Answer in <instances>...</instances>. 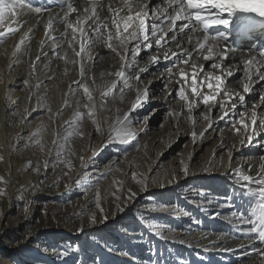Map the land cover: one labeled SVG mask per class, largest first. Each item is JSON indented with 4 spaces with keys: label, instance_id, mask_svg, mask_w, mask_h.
<instances>
[{
    "label": "snow or ice",
    "instance_id": "snow-or-ice-1",
    "mask_svg": "<svg viewBox=\"0 0 264 264\" xmlns=\"http://www.w3.org/2000/svg\"><path fill=\"white\" fill-rule=\"evenodd\" d=\"M53 8H59L63 15L60 12L54 14ZM26 10L40 15L48 13L44 27L47 39L40 41L41 51L35 60L30 62L29 76L35 74L37 62L42 57H48V52L43 51L45 45L51 49L55 59L64 62L65 74L69 71L68 65L78 67L79 79L72 81L76 88L72 89L71 85L69 87L71 95H75L77 91L81 95L76 102L77 111L73 114L75 119L65 122L74 123L77 127L64 137V144L54 139L52 141L54 149L48 150L50 154L55 152L56 163L65 164L68 168L63 175L71 179L73 165L72 161L67 159L69 152L67 143L72 135L84 136V133L79 131V123L85 117L91 121L94 130L102 137L100 144L90 149L91 155L87 160L83 155L79 156L80 167L84 171L79 174V178L73 184H66V189H71L74 185L86 195L89 190L97 186L101 178L112 171L117 160H111L106 165L108 171L100 172L95 177H92V172L88 170L91 165H94L96 157L105 149L113 147L119 149L121 146L139 148L138 136L133 131L134 121L139 122L136 116L137 110L150 99L149 89L152 83L151 81L145 83L141 75L149 72L151 66L159 65L162 61L165 63V69L158 79L167 80L162 89V92H167L164 100L169 104L166 116L172 117L177 123L181 119L191 122L193 130L190 136L193 144L198 139H203L205 133L212 130L220 121H226L229 130L240 137L239 145H251L257 138L264 137V113L257 111L258 108L264 107V83H262L264 82V46H253L244 50L231 39L235 33L237 39L251 34L256 39L264 41V0H158L155 4L152 0H83L82 10L75 6L72 0H60V3L53 5H49L45 0V3L39 6H34L32 0H0V43L14 37L20 31L22 27L20 17ZM81 11L82 14H79ZM102 12L107 14L101 16ZM73 14H77L74 20L70 19ZM54 21L63 25V31L54 27ZM31 31L32 29L29 28L23 33L20 42L15 45L16 51L12 53L13 56L21 50ZM57 32H59L58 35ZM198 33L201 35H197ZM97 46L108 50L120 61L119 69L109 73L115 79L102 85H95V77L89 75L90 66L96 58L92 49ZM142 52L147 53L144 66L140 63ZM237 60L239 63H234ZM47 67L48 65H45V68ZM237 72H240L241 76L235 83L241 86L242 92L233 89L229 83V78L236 76ZM90 79L94 87H90L88 83ZM23 83L28 86L29 80L25 79ZM256 84H261L259 103H253L251 108H248L246 95L253 93ZM139 85L144 87L141 88ZM40 86L39 82L35 85L36 88ZM96 89L100 90L99 101L94 95ZM126 91L136 93L128 110L114 117L105 118L103 121L99 119L98 111L107 110L110 113L112 111L107 108L108 98L114 100L118 96L123 100ZM173 91H175L174 96ZM31 95L30 93L29 101ZM177 102L178 108L174 107ZM65 106H70L67 100ZM238 107L244 110L238 111ZM201 108L203 110L199 112V119L206 121V127L197 133L195 126L198 118L195 113ZM38 110L39 107L33 108L30 112L25 108L26 115L23 116L21 123L27 121L28 116ZM48 110L51 111V109ZM214 111L217 113L215 119L212 115ZM116 112L120 113V110L116 109ZM147 119L149 117L145 116L144 120ZM103 123H107V129L103 127ZM36 135L38 132H33L29 139ZM34 142L41 146L40 140ZM260 146L264 147V144ZM233 147L237 145L234 144ZM228 156L231 160V149L228 150ZM3 159V155H0V162ZM49 166L50 161L44 160L45 173ZM252 167L250 166V169ZM34 171L39 173L40 166H37ZM180 171L185 177L191 174L189 166L183 161H181ZM229 171L235 173L233 195L226 196L225 203L217 201V204L221 208L235 206L236 210L230 212L228 223L251 225L245 231L249 241L258 240L264 244V155L259 157L256 176L244 174L241 168H233L231 165H229ZM90 177H92L91 180ZM136 177L137 173L133 172V180H136ZM175 178L173 174L172 179L166 183L170 185ZM136 182L141 184L143 192H147V177L142 176ZM7 183L5 178L0 176V184L5 185L0 187V198L8 196ZM164 186L165 182H160V187ZM30 187L38 190V185ZM194 194L205 197L203 190L195 191ZM122 195H126L127 201L133 203L137 197V193L131 189L125 190ZM237 195L241 201L239 205H235ZM20 198L23 199V197ZM116 199L121 201L116 204V210L123 213L128 208V204L121 200V196H116ZM94 200L95 207L102 215L98 221L96 214L93 213L89 217V223L92 225L106 223L109 217L103 215L104 209L101 206L99 191L95 193ZM207 203L212 204L213 201L207 200ZM160 209L176 217L181 214L175 205L162 204ZM24 210H28L27 204L24 205ZM156 210V205L153 204L150 212ZM182 214L189 215L186 211ZM114 216L115 214L113 218ZM219 216L220 213L217 212L214 218ZM139 219L144 220V215L140 214ZM83 231L81 226L76 229L75 234L79 235ZM155 234L165 238L161 231ZM31 236L32 233H29L25 239ZM181 243L186 241L181 240ZM251 246L255 255L259 257V264H264V249H256L254 243ZM219 250L231 251L228 248ZM52 251L60 264H67L69 255L75 256L74 264H84V261L76 256L81 251L78 244L69 242L64 247H54ZM109 251L114 250L109 249ZM92 264H97L96 257L92 258ZM99 264H103V261H99Z\"/></svg>",
    "mask_w": 264,
    "mask_h": 264
},
{
    "label": "bare ground",
    "instance_id": "bare-ground-1",
    "mask_svg": "<svg viewBox=\"0 0 264 264\" xmlns=\"http://www.w3.org/2000/svg\"><path fill=\"white\" fill-rule=\"evenodd\" d=\"M54 1L57 0H47V3L49 5H53ZM72 2L75 6L82 10L83 0H72ZM157 2L158 0H152L153 4ZM32 3L34 6H39L44 4L45 0H32ZM56 12H60V14L63 15L59 8H53V13L55 14ZM79 14H82V11ZM106 14V12H102L101 16ZM76 15L77 14H73L70 19L74 20ZM47 19V12L43 13V15H40L34 12H28L26 10L25 14L21 15L20 17L22 24L20 31L14 37L4 40L3 43H0V77H2V82H0V155H3L4 157L3 161L0 162V176H3L8 182L6 185L8 196L0 198V215H3L8 211H13L15 209L14 206H16L15 201H25V204L28 206V210L24 211L27 219L34 215L37 195L40 196L42 193H49L48 189L50 184L44 179L41 164L44 160H46L47 155H49L48 150L54 149L52 141L54 139H58L61 144H64V137L67 136L68 133H72L77 127V125L74 123L65 122L73 121L75 119L73 114L75 111H77L76 102L81 95L79 91H77L75 95H71L69 87L71 85L72 89L76 88V85L72 84V81L79 79L78 67L68 65L67 67L69 71L67 74H65L64 62L60 60L57 62L56 60L55 64H53L52 60L54 57L52 55L51 49L47 45H45L43 51L48 52V57H42L41 60L37 62L36 72L33 76H31V86L27 94L25 93L24 95H21L17 89V86H20L22 75L30 72V62L35 60V57L40 54V41L47 39L44 34V27ZM24 21H27V23H23ZM54 27L58 28L59 31H63V25L56 21H54ZM29 28H31L32 31L28 33V38L25 39L24 44L21 46V50L17 52L16 56H13L12 53L16 51L15 45L20 42L21 36L24 32L28 31ZM56 34L58 35L59 32ZM197 35L201 34L198 33ZM92 52L96 58L93 62V65L90 66L91 71L89 72V75L95 77V85L110 83L113 79H115V77L109 75V73H114L119 69L120 61L118 58H115L113 54H110L108 50L98 46L94 47ZM146 56L147 53H141V66H144L146 63ZM101 57L103 58L101 59ZM234 63H239V61L237 60ZM9 65H11V68H9ZM45 65H48V67L45 68ZM158 66L159 65L151 66L149 68V72L143 73L141 75V79L145 81V83H147L145 80L148 79L146 78L147 75H153L154 79H158V76L162 72L160 69L156 72ZM235 81L236 80H234L233 77L229 78L230 86L233 89L242 92L241 86L238 83H235ZM38 82L41 86L36 88L35 85ZM88 83L90 87H94L91 79L88 80ZM139 87L143 88L144 85H139ZM257 90L258 84L255 85L252 94L246 95V104L248 108H251L253 103H259V98L256 101L252 100L253 95L257 92ZM149 91L150 99L146 103L149 104L150 102H155L156 104L160 105V109L162 106L168 104L165 102L164 96L163 99L159 97H154L151 99L153 90L150 88ZM53 92H55V95L52 99L51 94ZM30 93L32 95L31 100L29 101ZM174 94L175 91H173V95ZM94 95L99 101L100 90L96 89L94 91ZM135 95V91H126L123 100H121L118 96L114 100L112 98H108L107 108H110L112 111L111 113L107 110L102 112L98 111V118L101 119L105 115L114 117L115 115L126 112L130 103L134 100ZM66 100L70 106H65ZM19 102L22 104L21 106L23 109L27 108L30 112L33 108L37 107H39L38 111H43L44 104L46 103L51 105V135L47 140L45 153L36 150H29L24 135L25 133H27V135L31 134L33 129L31 130L27 121L21 123V120L23 116L26 115V113L23 112L19 119H15L12 113L15 105H17ZM145 104L144 106L147 105ZM116 109H119L120 113H117ZM202 110L203 109L201 108L195 113L198 118L197 124L195 126L197 133L206 127V121L199 119V112ZM242 110L244 109L238 107V111ZM80 111L84 110L80 109ZM138 111L139 109L137 110L136 116L138 117L139 122L134 121L133 131L137 134V136H139V143H141V153L138 152L140 153V156L138 157L140 160L142 159L143 161H146L148 158H150V153L154 152L152 149H154L155 145L157 146L158 143L160 144V142H166L172 138L169 134L170 132H173L172 129H174V127L182 129L189 134L193 130V126L190 121L181 119L179 123H177V121L174 119L173 123L171 122V125L168 124V121H165L164 127L162 128L163 134L161 133L162 138L158 135L151 137L153 134L146 133V122L148 119L145 121L143 114L138 115ZM257 111L258 113H264L263 107L258 108ZM214 113L215 111L213 114ZM33 114L34 112H32L31 116H33ZM216 115L217 113L213 115L214 119ZM31 116H28V118ZM141 129H143V131ZM79 131L83 132L84 136H80L81 139H79V135L75 134V136H77V142L75 146L71 148L73 149L71 161L74 169L70 173L71 179L68 178L66 184H73V182L79 178V174L84 171L80 167L79 156L83 155L85 160H87L91 155L90 149L98 146L102 139V137L94 130V126L92 125L91 121L87 119V117L82 120V123H79ZM217 132L218 136L214 137L215 133ZM73 136L74 135H72L69 139H71ZM92 137L96 138V141L92 142ZM147 137L149 139H146ZM239 139V136L234 135V133L229 130V125L226 123V121H220L214 125L212 130H209L207 133H205L203 139H198L195 143L197 146L201 147L206 142L212 141V150L210 151L212 156L209 157L210 152L208 151L207 158L202 160L199 164L194 162V156L188 158L187 155L182 159L183 162L189 166L191 173L190 175L185 177L180 171L181 164L175 165L174 163L171 164L169 168L164 169V172H162L161 176H159L156 171L154 174L159 176L158 179H153L151 176V178H148V191H154L156 190L155 188H157L159 191H167L165 190L167 186H170L168 192L175 189L179 190V186H187L188 190L185 192V197H180V199H175L172 202L170 201L168 204L175 205L177 207L178 211L181 213L179 217L174 216L170 212H164L162 213L163 217L159 222L156 221L155 225L152 223L153 228H151V232H153L154 236L162 243L161 248L165 249V251H168L166 254H170V258L167 259V255H164V252H160L161 261L165 258L164 263L158 261V263L155 262L153 264H259V257H257L253 252L251 244L254 243L255 248L258 250L264 249V244H261L258 240L252 242L249 241V237L245 235V231L250 228L251 225H235L228 223L230 212L236 210L235 206L232 208L227 206L221 208L217 204V201L220 203H225V197H231L233 195V176L235 175V173H231L229 171L228 163L223 161L222 163L219 162L221 161L219 157L221 158L222 153L225 152L228 154V150L231 149L232 155L240 157L239 160H241L242 163L241 170L243 173L256 176L259 157L261 156L260 150H262L264 147L259 146L261 149L258 152L255 151L258 145L264 144V137L257 138V140L251 145H239ZM234 144H236L237 147L234 148ZM126 148H129V146H121L118 150L121 151L125 150ZM188 149L189 148L186 150L188 151ZM115 150L113 151L111 148L105 149L100 155H102V157H106V155L108 156V153L110 154V152L116 153ZM159 152L160 151L157 150L155 151L156 156L160 155ZM53 153L55 152L53 151ZM73 153H75V155H73ZM113 158L115 159V157ZM29 162H31V166H29ZM106 165L101 163V169L104 171L108 170L106 169ZM37 166H40L41 169L39 173L34 171ZM250 166L253 167L250 169ZM88 170L94 173L96 171L95 163L94 165H91ZM173 174H175L176 178L173 180L172 184L169 185L166 182L172 179ZM92 177L95 176L92 175ZM92 177L89 179L91 180ZM210 177L213 178L208 179ZM121 179L123 182L122 187H125L124 189L127 190L128 187L126 179L124 177H121ZM41 181H43V183H40ZM160 182H165V186L160 187ZM31 185H38V190H33L30 187ZM0 187H5V185L2 184ZM122 187L119 191L117 190V196H121V199L124 197L122 193L125 192ZM76 188L78 187L73 185L71 189L66 190L71 194L76 191ZM198 190H203L205 197L202 198L198 195H195V191ZM112 193H114V191L111 186H109L104 191L103 207L108 208L109 204L111 205ZM20 197H23V199ZM207 200H212L213 203L208 204ZM128 202V205H132L133 203ZM240 203L241 201L237 195L235 205H239ZM92 205L93 204L91 201L87 200L85 202H76L72 206L67 205L66 207L62 208L59 207L60 209H63V213L66 217L64 222H62L63 225L68 226L71 229H74L72 228L73 226L77 228L76 223L84 215V213L90 209V207H92ZM130 207L132 208V206ZM185 211L189 213L188 216H183L182 213ZM217 212L220 213V216L214 218L215 213ZM123 218H126L124 221L127 222L129 221L130 216L127 218L126 214H124ZM162 220H164L163 224L160 223ZM120 223H122V220L119 222V224ZM157 231L163 232V236L165 238H161L160 236L156 235L155 233ZM74 232L76 233V229ZM181 240L186 241V243H181ZM137 241L139 242L140 251L142 252L141 258L134 261V264H152L151 257H148V253L143 251V246L141 247L142 242L139 240ZM49 242L50 241L46 235L39 232L38 230L34 231L29 239H25V241L20 244V247L25 251H34L28 255H25L28 257L27 262L31 264L34 262H36L35 264H60V262L58 263V260L55 259V255L52 251V249L56 246L52 242L51 244ZM240 245H244V247H240ZM221 248H228L231 249V251H220L219 249ZM122 252L124 251L122 250ZM248 253H252V255H248ZM39 254H41V256L38 259ZM163 255L166 257H162ZM130 260L134 259L129 257V261ZM123 263L125 264V262Z\"/></svg>",
    "mask_w": 264,
    "mask_h": 264
},
{
    "label": "rangeland",
    "instance_id": "rangeland-1",
    "mask_svg": "<svg viewBox=\"0 0 264 264\" xmlns=\"http://www.w3.org/2000/svg\"><path fill=\"white\" fill-rule=\"evenodd\" d=\"M58 3H60L59 0H57V4ZM56 60L57 62L59 61L58 59L54 58L52 60V63L55 64ZM159 69L162 71L161 73L164 72L165 69L164 62L159 64L156 72ZM239 73L240 72H238L236 76L233 77L234 80L237 81L238 78H240L241 73L240 74ZM147 76L146 78L148 79L145 80L147 82L148 81L152 82L150 86V88L153 90L151 94V99L154 97H159L163 99V96L165 97L167 95V92H162L163 85L164 83L167 82V80L154 79L153 75H149L148 77ZM25 79L29 80L28 86H25L23 83ZM30 86H31V77L29 76V72H27L26 74L22 75L20 86H17L19 94L21 95H24L25 93L27 94ZM260 89H261V84H258V90L253 95V99H252L253 101L258 100ZM54 95L55 92L51 94L52 99L54 98ZM146 104H145L146 106H143L138 111V115L143 114V117L145 116L149 117V119L146 122V126H147L146 133L153 134L152 136L150 135L151 137L158 135L159 137L162 138V134H163L162 128L164 127L165 121H168L169 123L168 122L167 123L171 125L174 120L173 118L166 116V112L168 111L169 104L162 106L161 109H160V105L156 104L155 102H150L149 104L148 103ZM21 105L22 104L19 102L17 105H15L12 111L15 119H19L24 112V109ZM177 106H178V102L177 104L174 105V107ZM48 109H51V105L46 103L44 104L43 111H36L34 112L33 116L27 119V122L29 123V127L31 128V130L33 129L32 133L38 132V135L32 137L31 140L29 139V137L31 136L32 133L29 135L25 133L24 138L29 147V150H36L42 153L46 152L47 140L51 135L50 121L52 116V112L49 111ZM17 112H19L20 114L17 115L16 114ZM108 117L110 116L105 115L104 117L101 118V120L103 121L105 118ZM80 123H82V121ZM161 125H163V127H161ZM107 126H108L107 123H103V127L105 129H107ZM174 129H172L173 132H170L169 134L171 135L170 137L172 138H170L166 142L163 143L160 142V144L158 143L157 146L155 145L154 149H152L154 150V152L150 153V158H148L146 161H143L142 159L140 160L138 158L140 156L139 154L141 153L140 152L141 143H139L140 142L139 138H138V143H139L138 149L136 147L129 146V148L119 151L118 148L113 147L111 148V150L114 151L116 149L115 150L116 153L110 152V154L108 153V156L106 155V157H102V155H99V158L96 157L95 159L96 171L92 173L93 176L98 175L100 172L108 171V170L104 171L101 169V163L106 165L109 164L111 160H117V163L113 167L112 171L106 177L101 178L97 186L89 190L86 195L83 194L79 188H76V191L71 194L66 190L65 185L69 177L64 176L63 173L65 171H68V168L65 166V164L56 163V157H54L55 153L53 152L52 154L48 153L49 155H47L46 160L50 161V166L48 167L46 173L43 169V163L41 164V168L43 170L44 179L48 181V183L50 184L48 189L49 193H42L40 196L37 195L36 197L37 202L35 205L34 215H32L29 219H27L24 213L25 201H18V202L15 201L16 206H14L15 209L13 211L11 212L8 211L5 214L0 215L1 216L0 264H31L27 262L28 257H26L25 255H28L34 251L33 250L25 251L23 248L20 247L21 246L20 244H22V242L25 241V237L29 233L33 234V232L36 230H38L41 233H44L48 238V240L50 241L49 243L51 244L52 242L56 247L57 246L64 247L69 242L80 245L81 251L77 253L76 256H78L81 260H83L84 264H92L93 257L97 258V264H99V261L101 260L103 261V264H124L123 262H125V264H134L135 263L134 261L141 258V252H142L140 251V245L137 240L142 242L141 247L143 246L142 247L143 251L145 253H148V257H151L152 264L155 262L158 263V261L164 263L165 258L164 260L161 261V253L164 252L165 255L166 253H168V251L167 250L165 251V249L161 248L162 243L158 238L154 236L153 232H151V228H153V224L155 225L156 221L159 222L163 217L162 213L164 212L160 209V204L168 205L170 201L172 202L175 199H180V197H185L186 196L185 192L188 191L187 186H184L185 188L179 186V190L175 189L169 192L168 189L170 188V186H167L165 188V190L167 191L164 190L159 191L157 188H155L156 190L154 191L147 190V192H143L141 190L142 187L140 186L141 184L137 183L136 180H140L142 176L147 177V182H148V178L151 177L153 179H158V177L162 175V172H164V169L169 168L170 165L174 163L175 165L181 164L180 162L183 161L182 159L185 158L187 155L188 158L194 156V162L196 164H199L202 160L207 158L208 151L210 152L212 150V146H211L212 141L206 142L200 147L192 143V138L190 139V134L188 132H185L184 130L175 127ZM150 136L148 137L151 138ZM216 136H218V132L215 133L214 137ZM148 137L146 139H149ZM78 138L81 139L80 135ZM36 140L41 141L42 147L38 146L34 142ZM91 140L92 142L96 141V138L92 137ZM76 142H77V136L75 135L68 140L67 147L69 149V152L67 155V159L69 160H71V155L73 150L71 148L75 146ZM260 145L256 147L255 152H258L261 149V147L259 148ZM187 148H189L188 151L186 150ZM156 150L160 151L159 156H156L155 154ZM260 152L261 155H264V148H262ZM210 156H212L211 152L209 157ZM113 157H115V159ZM219 159L221 160L219 161L220 163H222L223 161L225 163H228V166L231 165L233 168L235 167L242 168V163L241 160H239L240 159L239 156L232 155L231 160H229L228 154L224 152L221 154V158L219 157ZM156 171L159 176L158 175L156 176L154 174ZM133 172L137 173L136 180H133L132 178ZM121 177H124L126 179L127 187H128L127 189H131V191L136 192L137 197L135 199V202L132 203V205H128V208L123 213L120 214L116 210V204L120 203L121 201H118L116 199V196H117V189L118 188L121 189L122 187L121 185L123 182L121 181L122 180ZM212 178L213 177H210L208 179H212ZM0 186H2V184ZM109 186L113 188L114 193H112L111 196L112 199L111 205L109 204L108 208H105L103 207V203H104L103 193ZM122 188L125 191L124 189L125 187ZM97 191H99L101 196L100 202L102 208L104 209L103 215H108L109 219L107 220L106 223H97L95 225H92L89 223V217L93 213H95L97 216V220L99 221L102 215L100 210L95 207L94 196ZM87 200L88 201L90 200L93 205L92 207H90V209H88L84 213V215L76 223L77 228L83 226L84 229L82 233L76 235L74 230L77 228L75 226L72 227L74 229H71L70 227L63 225L62 222H64L66 217L63 213V209H60L59 207L62 208V207H66L67 205L72 206L76 202H85ZM121 200L124 203L128 202L126 199V195H124L123 199ZM153 204H155L156 208L160 210L150 212V208H151L150 206ZM130 206H132V208ZM113 214H115L114 218H113ZM124 214H126L127 218H129L130 216L129 221L127 222L124 221V219H126L123 218ZM140 214L144 215L145 217L144 220L139 219ZM121 220L122 223L119 224ZM163 221L164 220H162L160 223L163 224ZM112 248L114 251H109V249ZM122 250L124 252H122ZM126 252L127 255H125ZM164 255L162 257H166ZM166 255H167V259H169L170 254H166ZM40 256L41 254H39L38 259ZM129 257L133 258L134 260L129 261ZM74 261H75V256L69 255V257L67 258V264H74ZM59 262L60 261H58V263ZM35 263L36 262H34L33 264Z\"/></svg>",
    "mask_w": 264,
    "mask_h": 264
}]
</instances>
